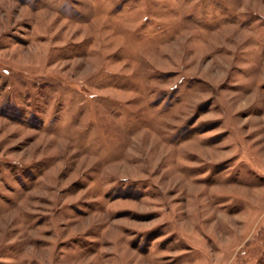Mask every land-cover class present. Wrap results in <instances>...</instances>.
<instances>
[{"label": "rangeland", "instance_id": "374dc122", "mask_svg": "<svg viewBox=\"0 0 264 264\" xmlns=\"http://www.w3.org/2000/svg\"><path fill=\"white\" fill-rule=\"evenodd\" d=\"M0 264H264V0H0Z\"/></svg>", "mask_w": 264, "mask_h": 264}]
</instances>
